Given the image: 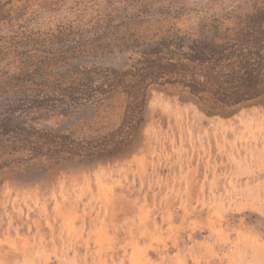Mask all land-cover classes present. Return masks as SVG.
Here are the masks:
<instances>
[{"label": "rangeland", "instance_id": "374dc122", "mask_svg": "<svg viewBox=\"0 0 264 264\" xmlns=\"http://www.w3.org/2000/svg\"><path fill=\"white\" fill-rule=\"evenodd\" d=\"M258 11L264 0H0V264H264V92L212 108L150 86L128 150L32 153L33 131L119 127L125 93L99 94L112 71L253 30ZM258 48L264 65V36Z\"/></svg>", "mask_w": 264, "mask_h": 264}, {"label": "trees", "instance_id": "16d2710c", "mask_svg": "<svg viewBox=\"0 0 264 264\" xmlns=\"http://www.w3.org/2000/svg\"><path fill=\"white\" fill-rule=\"evenodd\" d=\"M263 14L258 11L250 18L248 26L255 25V29L239 28L233 36L222 37L221 42L215 38L202 40L181 52L177 59L172 51L168 57L160 54L168 50L165 46L143 54L133 72L128 69L122 73L112 71L106 87H99V94L112 90L125 93L126 105L119 127L105 135L81 141L60 133L62 128L33 131V156L41 158L44 155L48 159L76 156L84 161H95L128 150L143 121L150 86L180 85L188 89L192 99L209 102L212 108L231 106L262 94L264 65L258 46L264 36L259 27ZM102 99H106V95Z\"/></svg>", "mask_w": 264, "mask_h": 264}]
</instances>
